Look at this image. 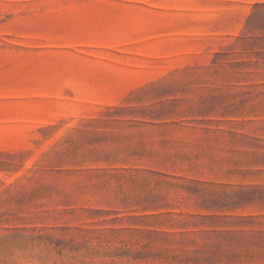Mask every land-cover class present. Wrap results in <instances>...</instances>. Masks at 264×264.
<instances>
[{
  "label": "rangeland",
  "instance_id": "rangeland-1",
  "mask_svg": "<svg viewBox=\"0 0 264 264\" xmlns=\"http://www.w3.org/2000/svg\"><path fill=\"white\" fill-rule=\"evenodd\" d=\"M0 264H264V0H0Z\"/></svg>",
  "mask_w": 264,
  "mask_h": 264
}]
</instances>
